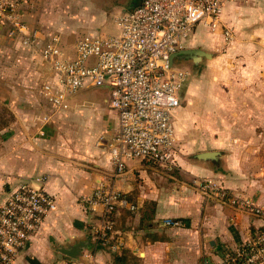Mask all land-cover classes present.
Masks as SVG:
<instances>
[{
  "label": "crops",
  "instance_id": "crops-1",
  "mask_svg": "<svg viewBox=\"0 0 264 264\" xmlns=\"http://www.w3.org/2000/svg\"><path fill=\"white\" fill-rule=\"evenodd\" d=\"M141 1L105 7L96 0H18L23 21L41 34L39 47L57 34L69 58L80 37L119 34V18ZM222 24L232 32L230 42L221 30L203 26L188 42V48L211 52L214 72L190 76L183 70L187 80L173 113L177 167L168 173L132 160L122 176L109 153L118 118L108 88L81 90L54 111L38 96L47 74L37 52L22 48L9 26L0 25V105L14 117L0 134V207L14 188L37 185L41 176L57 202L15 264H220L262 228L261 218L204 196L198 185L212 180L264 209V0L227 2ZM220 48L225 54L214 53ZM100 187L137 206L115 218L119 252L100 247L93 235L103 207L85 200ZM169 219L181 226H166ZM78 245L76 257L61 252Z\"/></svg>",
  "mask_w": 264,
  "mask_h": 264
},
{
  "label": "built area",
  "instance_id": "built-area-1",
  "mask_svg": "<svg viewBox=\"0 0 264 264\" xmlns=\"http://www.w3.org/2000/svg\"><path fill=\"white\" fill-rule=\"evenodd\" d=\"M229 1L234 0H142L119 18V34L80 37L73 58L65 53L57 34L39 47L41 34L23 21L18 0H0V25L9 26V35L18 37L22 48L37 52L39 67L47 74L38 96L54 111L66 107L68 98L81 90L108 88L109 106L118 118V130L109 144L116 176H122L132 160L171 173L177 167L173 113L180 106V91L187 80L172 58L188 49L200 26L211 32L221 30L230 42L232 32L222 24ZM262 172L264 177V163ZM34 182L37 185H18L0 207V264H15L18 254L39 234L47 215L57 210L56 199L44 188L47 178L37 177ZM198 185L204 196L239 207L263 221L257 237L226 254L220 264H264V209L212 180H201ZM85 202L103 207L93 232L99 246L122 249L114 230L115 218L121 210L136 212V204L103 187ZM165 225L179 227L181 222L169 219ZM200 264L212 263L203 260Z\"/></svg>",
  "mask_w": 264,
  "mask_h": 264
},
{
  "label": "rangeland",
  "instance_id": "rangeland-1",
  "mask_svg": "<svg viewBox=\"0 0 264 264\" xmlns=\"http://www.w3.org/2000/svg\"><path fill=\"white\" fill-rule=\"evenodd\" d=\"M65 2H66V0H65ZM112 2H114V0H96L97 5L105 6V7H111L110 5ZM59 5L60 4L56 3L53 9H56V8L58 9ZM110 34L111 33H109V30H106V31L102 32L101 35H104L107 37ZM188 49H198V48H188ZM200 50H203V49H200ZM203 51L206 52L209 56H202V57H200V59H193V58L180 59V61L184 60L182 62H184L186 64V66H188V67L185 68V67L178 66V68L181 69L182 71L183 70H185V72L187 71L190 76H192L191 74H194V73L195 74L198 73L200 75H206L207 72H214L213 70H211V67H210V61H211L210 60L211 59L210 54H211V52L206 51V50H203ZM214 53H216L217 55H223V54H225V50H224V48H220L217 51H214ZM86 109H88V108H86ZM88 116H89L88 112H85V114H83L84 118H86Z\"/></svg>",
  "mask_w": 264,
  "mask_h": 264
},
{
  "label": "water",
  "instance_id": "water-1",
  "mask_svg": "<svg viewBox=\"0 0 264 264\" xmlns=\"http://www.w3.org/2000/svg\"><path fill=\"white\" fill-rule=\"evenodd\" d=\"M202 56H209V55L200 49H186V50L180 51L177 54H175L172 58V61L174 59H188V58L200 59V57ZM79 251H80V245L75 246L71 249L61 250L62 253L70 257H76L79 254Z\"/></svg>",
  "mask_w": 264,
  "mask_h": 264
},
{
  "label": "trees",
  "instance_id": "trees-1",
  "mask_svg": "<svg viewBox=\"0 0 264 264\" xmlns=\"http://www.w3.org/2000/svg\"><path fill=\"white\" fill-rule=\"evenodd\" d=\"M13 121H14V117L12 113L8 111V109L5 106L0 105V134L4 129L8 128ZM260 231L261 229L258 231L253 230L252 239H255Z\"/></svg>",
  "mask_w": 264,
  "mask_h": 264
}]
</instances>
